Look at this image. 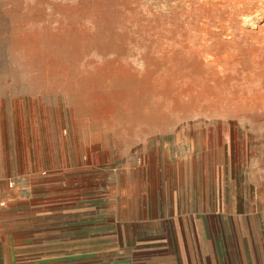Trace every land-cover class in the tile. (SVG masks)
I'll use <instances>...</instances> for the list:
<instances>
[{
	"label": "rangeland",
	"instance_id": "1",
	"mask_svg": "<svg viewBox=\"0 0 264 264\" xmlns=\"http://www.w3.org/2000/svg\"><path fill=\"white\" fill-rule=\"evenodd\" d=\"M0 146L21 176L6 181L21 237L53 224L33 207L67 204L94 218L102 251L124 230L171 235L203 188L196 218L220 201L251 213L264 0H0Z\"/></svg>",
	"mask_w": 264,
	"mask_h": 264
},
{
	"label": "crops",
	"instance_id": "2",
	"mask_svg": "<svg viewBox=\"0 0 264 264\" xmlns=\"http://www.w3.org/2000/svg\"><path fill=\"white\" fill-rule=\"evenodd\" d=\"M5 155L0 146V200H8L0 208V264H264V175L253 182L251 213L239 215L240 204L236 203L230 207L234 210L230 217L228 205L220 201V206L212 208L220 216L196 218L193 213L201 209L209 212L203 188L202 204L195 192L187 195L182 208L192 215L173 221L171 235L157 233L136 240L124 230L108 236L110 249L102 251L96 243L103 239L98 236L96 221L93 217L85 220L80 204L33 207L32 213L42 210L53 224L47 233L21 237L17 195L6 188V181L21 176L13 166L4 168ZM219 197L222 200L221 188ZM142 198L140 207L147 212L146 197ZM128 200L125 207H138V200L132 196Z\"/></svg>",
	"mask_w": 264,
	"mask_h": 264
}]
</instances>
